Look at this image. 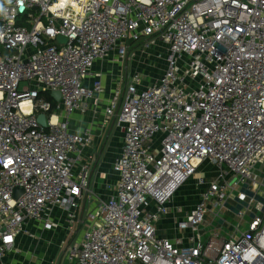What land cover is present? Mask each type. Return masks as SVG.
<instances>
[{
    "label": "built area",
    "instance_id": "obj_1",
    "mask_svg": "<svg viewBox=\"0 0 264 264\" xmlns=\"http://www.w3.org/2000/svg\"><path fill=\"white\" fill-rule=\"evenodd\" d=\"M0 6V262L19 236H33L28 222L51 230L60 209L78 223L90 176L82 158L93 134L73 133L69 118L103 93L96 63L111 55L124 62L139 47L163 44L167 52L156 57L166 71L143 91L135 73L122 100L111 102L107 114L117 113L123 135L116 191L99 200L68 261L264 264V204L257 202L264 183L253 181L264 165V0ZM205 163L217 168L213 179L200 174ZM192 179L198 202L190 211L172 205ZM18 188L24 192L16 198ZM230 201L241 208L233 221L221 218ZM208 212L234 232L208 231ZM168 219L173 224L161 230Z\"/></svg>",
    "mask_w": 264,
    "mask_h": 264
},
{
    "label": "crops",
    "instance_id": "obj_2",
    "mask_svg": "<svg viewBox=\"0 0 264 264\" xmlns=\"http://www.w3.org/2000/svg\"><path fill=\"white\" fill-rule=\"evenodd\" d=\"M159 45L157 44L156 46L160 47V49L163 48ZM157 47L156 51L152 53V61H157L158 63L160 59L156 57L159 54V52L157 53ZM140 49L143 50L142 47L137 48L136 57L130 60L138 62L137 66L144 69L142 65L144 63L150 64V58L145 62L144 56L139 52ZM161 51L165 54L167 48L164 46ZM130 60L126 59L124 62H117L116 56L111 55L105 60L98 61L93 69V74H102L103 93L98 95L95 100L90 101L86 113L76 112L69 118V127L73 133H83L89 130L93 134V143L85 149L82 158V164H86L89 167L90 176L88 191L84 193L78 223L76 222L72 225L66 213L60 209H55L50 217L49 221L53 224V229L51 230L45 228L44 222H28L27 228L32 232L33 236L29 237L24 234L19 236L16 250L9 254L0 264H70L66 252L72 244L79 242L83 236L82 234L79 240L72 239L77 236L80 229V227L78 229V225H85L87 229L89 225V220L87 219L96 210L94 208L98 205L99 200L106 199L116 191L119 176L114 165L122 153L123 135L117 113L110 117L107 112L114 98L117 97L119 102L122 100L128 86L133 81L135 75L131 76L129 81L126 77L125 87L122 89L120 72L124 64L128 67ZM136 70L135 73L140 76ZM164 71L161 73H164ZM161 73L149 75V81L143 80V85L139 86V90L143 91L147 88L150 83L161 76ZM93 82L94 78H90L86 81V84L91 85ZM208 166L212 167V171L207 168ZM200 174L213 179L217 175V168L207 163L204 168H201ZM194 194L190 201L191 205L181 204L188 211L199 200L197 194ZM165 224H173L172 219L166 220ZM216 232L221 231L217 230ZM160 235L164 234L161 233Z\"/></svg>",
    "mask_w": 264,
    "mask_h": 264
},
{
    "label": "rangeland",
    "instance_id": "obj_3",
    "mask_svg": "<svg viewBox=\"0 0 264 264\" xmlns=\"http://www.w3.org/2000/svg\"><path fill=\"white\" fill-rule=\"evenodd\" d=\"M160 45H161V47L164 48L163 44H160ZM156 47L157 46H153L150 49H145L142 47L143 50L142 49L139 50L140 54H142L144 56L143 59L145 60V62L148 61L150 58V64L144 63L142 65L144 67V69H142L140 66H137L138 62L136 63L134 60L129 61L128 67H126V65L124 64V67L121 69V72H120L121 76H122V83H121L122 89L125 87L126 77L128 78V81H129L131 76H133L135 74L136 69H138L136 71L141 76V79L146 80V81H149V79H150L149 75L152 76V74H155V73L157 74L158 72L161 73L166 69L167 64H166V61L164 59L158 60V61H160L158 63H157V61L156 62L152 61V58H153L152 53L156 51ZM163 48L160 49V47H157V49H158L157 53L158 52L164 53L163 51H161ZM139 52H138V56L140 58ZM165 64H166V66H165ZM145 71L148 73H146ZM149 72H151V73L149 74ZM162 74L163 73H161V75ZM206 165H207V163H205L202 168H204ZM207 168L212 171V167L208 166ZM263 180H264V165H259L256 168V170L254 171L253 181H257L259 183H262ZM249 185H252V181L249 183ZM244 191H246L248 194H250V192L247 191L246 188L244 189ZM194 192H195V194L198 193V191H196V187H195V180L192 179L187 184H185L184 186H182L181 188L178 189V191L172 197V205H176V204L177 205L178 204H180V205L181 204L191 205L190 201H191V198L193 197ZM261 199L262 198H258L257 202L264 204V199L263 200H261ZM97 206L98 205H96V207ZM96 207L94 209H96ZM88 208H89V206H88ZM240 209H241L240 207L236 206L235 203L230 201V202H228V204L226 206V210L221 213V218H224L225 220L233 221L234 218L232 217V215L233 214L236 215L240 211ZM251 211H254V207H252ZM250 218H251V214H248L246 219L248 220ZM216 219L217 218H215L210 212H208V214L206 216V227H207L206 229H208V231L215 232V230L216 231L222 230V231H225L227 234L234 232V229L232 227H230L228 225H224L220 222V219H217V220ZM235 222L237 223V221H235ZM169 226H170V224H165L164 222H162L161 227H159V228L161 230H168ZM79 227H80V229H79ZM78 229L79 230H78L77 236L76 237L74 236L72 239L79 240V237L82 236L83 232L86 229V226L85 225H81V226L78 225ZM68 232H71V231H68ZM66 253H67V257H68V251Z\"/></svg>",
    "mask_w": 264,
    "mask_h": 264
},
{
    "label": "water",
    "instance_id": "obj_4",
    "mask_svg": "<svg viewBox=\"0 0 264 264\" xmlns=\"http://www.w3.org/2000/svg\"><path fill=\"white\" fill-rule=\"evenodd\" d=\"M52 97L54 98V100L56 102H60V100H61V94L59 92L52 93ZM38 121L44 128H46L47 121H46V115L45 114L39 115ZM23 192L24 191L21 188L16 189V191H15L16 198H18L21 194H23Z\"/></svg>",
    "mask_w": 264,
    "mask_h": 264
},
{
    "label": "clouds",
    "instance_id": "obj_5",
    "mask_svg": "<svg viewBox=\"0 0 264 264\" xmlns=\"http://www.w3.org/2000/svg\"><path fill=\"white\" fill-rule=\"evenodd\" d=\"M8 3H11V0H8ZM21 10H23V9L21 8ZM4 11H5V9L2 6H0V13H3Z\"/></svg>",
    "mask_w": 264,
    "mask_h": 264
},
{
    "label": "trees",
    "instance_id": "obj_6",
    "mask_svg": "<svg viewBox=\"0 0 264 264\" xmlns=\"http://www.w3.org/2000/svg\"><path fill=\"white\" fill-rule=\"evenodd\" d=\"M47 99H49L52 103H54V106H55V102H54L53 99L51 98V95H50V94L47 95Z\"/></svg>",
    "mask_w": 264,
    "mask_h": 264
},
{
    "label": "snow or ice",
    "instance_id": "obj_7",
    "mask_svg": "<svg viewBox=\"0 0 264 264\" xmlns=\"http://www.w3.org/2000/svg\"><path fill=\"white\" fill-rule=\"evenodd\" d=\"M10 239V238H9Z\"/></svg>",
    "mask_w": 264,
    "mask_h": 264
}]
</instances>
